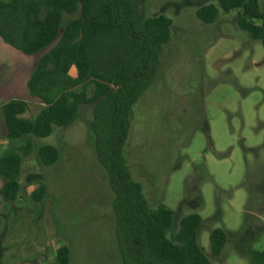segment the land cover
<instances>
[{
    "label": "rangeland",
    "instance_id": "1",
    "mask_svg": "<svg viewBox=\"0 0 264 264\" xmlns=\"http://www.w3.org/2000/svg\"><path fill=\"white\" fill-rule=\"evenodd\" d=\"M203 2L140 0L143 17L172 19L171 35L156 78L132 107L123 156L149 205L174 210V230L182 216L200 214L198 243L211 264H251L232 232L241 249L264 250L262 204L250 194L259 189L264 196V44L236 26L235 11L219 9L212 23L199 20L195 9ZM257 3L261 8L264 0ZM47 50L26 55L0 39V82L12 85H0V93L24 99L25 118L43 107L28 95L26 82ZM91 120V105H82L69 126L12 141V149L26 140L31 147L15 201L3 197L0 180V264H53L62 244L71 248L70 264H122L113 194L96 158ZM43 144L59 150L52 166L39 161ZM40 181L47 192L38 202L28 194ZM257 218L263 228L251 236L246 232L258 226ZM215 227L232 233L220 257L211 255L208 241Z\"/></svg>",
    "mask_w": 264,
    "mask_h": 264
},
{
    "label": "trees",
    "instance_id": "2",
    "mask_svg": "<svg viewBox=\"0 0 264 264\" xmlns=\"http://www.w3.org/2000/svg\"><path fill=\"white\" fill-rule=\"evenodd\" d=\"M190 1L206 2L195 9L204 23L214 22L219 9L235 11L236 26L264 44V3L259 8L257 0ZM171 25L172 19L163 14L143 17L140 0H0V39L26 55L48 48L26 82L28 95L43 107L29 119L22 116L27 109L24 99L4 101L0 137L12 141L47 137L55 126H69L82 105H91L95 153L113 194L114 234L122 264H211L198 243L200 214L182 216L174 230V210L149 205L123 156L132 107L156 78ZM30 147L26 140L0 156L2 194L8 201L18 198V178ZM37 155L41 165L52 166L59 150L43 144ZM46 192L40 181L28 196L40 202ZM253 193L264 213L263 194L259 189ZM257 219L258 226L246 232L251 236L263 228ZM232 233L238 252L251 264H264V250L241 249L238 233ZM232 233L222 227L209 231L213 257L222 255ZM53 260V264H70V246H57Z\"/></svg>",
    "mask_w": 264,
    "mask_h": 264
},
{
    "label": "crops",
    "instance_id": "3",
    "mask_svg": "<svg viewBox=\"0 0 264 264\" xmlns=\"http://www.w3.org/2000/svg\"><path fill=\"white\" fill-rule=\"evenodd\" d=\"M2 81H4V80L2 79ZM2 81L0 82V85H3V87H4L3 89L12 88V85L9 84V83H11L10 81H9V83L7 80H5L4 82H2ZM11 97H12V94H1L0 93V106L4 101H6V99H11ZM10 148H12V140H8L5 137H0V149H2L3 151H7Z\"/></svg>",
    "mask_w": 264,
    "mask_h": 264
}]
</instances>
